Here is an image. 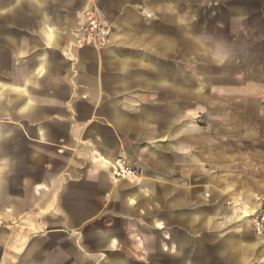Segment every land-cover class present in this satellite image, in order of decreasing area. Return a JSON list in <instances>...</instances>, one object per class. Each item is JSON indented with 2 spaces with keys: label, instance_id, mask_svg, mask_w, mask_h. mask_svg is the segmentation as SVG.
<instances>
[{
  "label": "crops",
  "instance_id": "0c3cea01",
  "mask_svg": "<svg viewBox=\"0 0 264 264\" xmlns=\"http://www.w3.org/2000/svg\"><path fill=\"white\" fill-rule=\"evenodd\" d=\"M263 97L264 0H0V264H264Z\"/></svg>",
  "mask_w": 264,
  "mask_h": 264
},
{
  "label": "built area",
  "instance_id": "2783aa9c",
  "mask_svg": "<svg viewBox=\"0 0 264 264\" xmlns=\"http://www.w3.org/2000/svg\"><path fill=\"white\" fill-rule=\"evenodd\" d=\"M82 41L85 44L106 45L108 43L111 29L96 14L87 13L84 16ZM264 104V97H263ZM110 170L115 179L136 180L140 177V170L127 158L120 156L110 162ZM250 222L256 236L264 240V199L262 206L250 216ZM11 219L0 215V231L9 226Z\"/></svg>",
  "mask_w": 264,
  "mask_h": 264
},
{
  "label": "rangeland",
  "instance_id": "374dc122",
  "mask_svg": "<svg viewBox=\"0 0 264 264\" xmlns=\"http://www.w3.org/2000/svg\"><path fill=\"white\" fill-rule=\"evenodd\" d=\"M19 225H20L19 223H17V222L15 223L14 221H12L9 226H12V229L14 230ZM132 245H133V242H132ZM133 248L134 247L132 246V249ZM132 251H133L132 253H137V252L139 253L137 255H134L132 258H130L132 264H155V258H153V257L148 258V257H145L144 255H142V249H141V251H137L134 249Z\"/></svg>",
  "mask_w": 264,
  "mask_h": 264
}]
</instances>
